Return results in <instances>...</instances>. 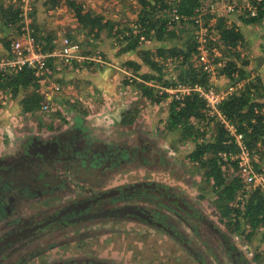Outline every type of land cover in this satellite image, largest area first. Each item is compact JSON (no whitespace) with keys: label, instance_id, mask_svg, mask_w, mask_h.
<instances>
[{"label":"rangeland","instance_id":"obj_1","mask_svg":"<svg viewBox=\"0 0 264 264\" xmlns=\"http://www.w3.org/2000/svg\"><path fill=\"white\" fill-rule=\"evenodd\" d=\"M66 1L59 0L55 3L50 0H31L33 36L42 48L45 46L42 43L43 39L49 40V47H51L53 40L67 37L79 45L82 55L91 64L81 62L64 66L53 63V75L49 82L41 84L34 79L39 85V93L53 100L57 109L54 113H42L39 109L35 114L21 111L20 100L32 89L21 92L15 97H10L0 90V153L18 145L30 136L40 137L48 131L59 130L73 121L84 123L93 136L97 135L106 141L124 146L126 149L152 148L153 153L150 155L142 151L146 154L145 159H135L127 165H121L119 181L122 183L127 180L123 182L127 184L133 181L148 180L174 189L184 198L195 203L206 218L210 219L223 234L228 235V238L237 244L238 251L243 253L251 264H259L261 253L264 251L263 230L260 229L251 237H247L248 228L241 233L231 231L224 224L214 208L215 195L202 181L203 170L189 161L188 156L194 149V142L189 138L183 139L181 131L167 132L165 129L168 105L174 100L173 91L178 87L176 85L181 84L178 78L185 68L179 65L181 58L174 59L169 56L170 51L173 49L185 51L193 43L201 44L197 50L207 52L204 55L206 64L211 66L212 71L217 63L221 62L220 55L222 57L226 52L221 44L222 41H218L217 30L214 29L219 19H224L229 27L235 26L243 36L242 43L237 47L240 54V60L237 62L238 67L245 71V79L251 82L257 79L264 86V20L260 24L244 23V20L249 19L245 8L251 0H222L225 3H220L214 13L206 14L205 12V17L204 15L198 17L196 23H191L189 17L178 13V0H148L152 4L155 1L159 2L154 16L155 14L157 17L166 16L167 20H171L167 13L169 9H162V11L159 9L161 4L170 5L171 9H175L180 16V21L169 25L167 31L170 36L164 41H156L151 33V37H144L145 41L139 40L133 52L126 51V53H121L123 46L132 45L136 41V35L144 36L140 34L144 33L143 26L139 31L135 29L136 21L143 9L141 0H72L81 6L84 12L90 11L102 17V23L108 22V26L102 27L98 33L81 28ZM216 1L220 0H199V7L205 6L202 9L206 11L207 5L209 3L215 5ZM10 2L12 12H18L16 6L19 0H10ZM249 6L250 4L247 8ZM228 7L234 8L233 12L227 14L223 11H227ZM13 23L17 26L15 21ZM138 27H140L139 24ZM0 29V39L4 37L9 43L16 36L14 28H9L11 30L9 33L5 30V35H2L4 29L1 24ZM124 37L127 40L122 43L121 39ZM206 39L216 41L214 45L211 44L209 50L203 45ZM158 49H165L164 51L168 52L160 56ZM7 53L8 50L0 45V58ZM96 56H101L104 64L95 62L93 59L97 58ZM148 56L152 61H160L163 65L158 69L157 67L152 68L144 62ZM197 56L195 54L191 60L192 66L199 68V57L197 59ZM222 58L224 65L227 57ZM232 59L234 60L233 57ZM136 67L137 70H135ZM219 68L221 67L217 66L215 73H211L210 79L208 78V88L215 93L227 92L228 86L232 83L220 74L222 70ZM145 75L150 76L152 86L145 84L150 82L142 78ZM239 81L242 80L236 82ZM102 82L106 83L105 91L109 92V96L120 94L117 100L109 105V108L106 107V103L110 99L103 96L104 89L99 90L100 87L97 85ZM166 82L170 84H163ZM52 84H58L61 90L54 92L51 88ZM174 84L176 85L170 86ZM141 85L152 89L154 98H160L161 101L156 103L144 97ZM252 93L255 94L254 91ZM260 93L256 91L255 96L258 97ZM262 94L261 101L264 99V92ZM165 95L167 96L164 97ZM131 109L137 111L134 123L129 127L120 126L121 115ZM191 123L196 124L197 121L191 120ZM199 130L203 132V129ZM206 130V137H209L206 140L211 139V134L214 132L213 127L210 126ZM200 140L199 138L198 141ZM252 159L255 172L264 179V153L260 160L259 155L253 156ZM233 163L227 164L228 172L225 173L227 179L237 175V166L235 169ZM124 166H129V168ZM250 187L248 191L252 189V186ZM201 194H205L204 199L199 198ZM244 196L245 194H238L234 204L242 201ZM106 225L104 230L116 231L112 232V236L117 235V232L125 236V240L119 237L118 239L108 238L110 242L117 241L112 242V249L119 251V255H123V258L127 257V253H123L125 248L126 252L131 251L130 255L136 256L134 264H196L190 259L188 253L176 247V243L166 241V236L155 232L154 229L148 230L149 228L133 223L121 225L107 223ZM84 243L87 244L88 249L97 245L93 238H87ZM256 256H259V261L254 260Z\"/></svg>","mask_w":264,"mask_h":264},{"label":"flooded vegetation","instance_id":"obj_2","mask_svg":"<svg viewBox=\"0 0 264 264\" xmlns=\"http://www.w3.org/2000/svg\"><path fill=\"white\" fill-rule=\"evenodd\" d=\"M142 151L153 153L93 136L73 121L0 153V264L136 263L126 248V258L112 249L117 241L108 238L125 236H112L116 231L104 230L107 223L154 229L196 264H251L174 189L148 180L119 181V167L145 159ZM87 238L97 245L88 249Z\"/></svg>","mask_w":264,"mask_h":264},{"label":"trees","instance_id":"obj_3","mask_svg":"<svg viewBox=\"0 0 264 264\" xmlns=\"http://www.w3.org/2000/svg\"><path fill=\"white\" fill-rule=\"evenodd\" d=\"M51 2H58L59 0H50ZM255 2V0H251ZM67 6L73 11L74 17L83 29H88L91 32H100L102 27L108 26V22L102 23V17L95 15L90 11L84 12L82 7L74 3L72 0H67ZM143 9L141 10L138 20L136 21V30H140L141 26L145 28L144 37L149 38L153 36L158 42H162L170 36L167 31L170 24L166 19V16L157 17L153 15L157 11V4L150 3L148 0H141ZM199 7V0H178L177 8L178 13L182 16L192 17L194 12ZM159 9H171L170 5H159ZM158 9V10H159ZM160 11V10H159ZM168 11V10H167ZM257 17L244 20L246 24H260L264 19V0H260L257 5ZM11 18L8 19V24L11 28L16 30L15 34H18L19 26H16L13 22L19 21L17 12H12ZM205 17V15L203 16ZM194 23V22H191ZM138 24L140 27H138ZM215 30L219 35L218 41H222V46L226 52L222 57H227V61L223 65V58L220 55L222 62L221 73L233 84V81L245 79L244 69L238 67L237 60H240L239 51L237 47L242 43L243 36L240 31L235 27H229L224 19L216 21ZM34 33V30H33ZM153 33L151 36L150 34ZM136 41L132 45H126L121 48V53L133 52L136 49L137 43H139V35H136ZM127 38H122L123 43ZM208 50L211 44L214 45L215 40L209 39L206 41ZM213 42V43H212ZM42 43L45 45L43 50L47 51L52 48L49 40L43 39ZM119 43V45H122ZM130 44V43H129ZM47 46V47H46ZM198 44L193 43L187 50L173 49L170 51L169 56L174 59H180V67L185 66L180 74L179 82L181 85H201L204 88L208 87L209 79L206 73H204L199 66L193 67L191 57L195 54L198 55ZM121 47V46H120ZM119 47V48H120ZM10 49V43H9ZM8 53L3 56L4 58L9 56ZM165 49H158V55L163 56ZM232 56L234 60L232 59ZM144 62L150 65L152 68H160L163 64L160 62H154L148 56ZM91 64V63H90ZM247 65V63H244ZM138 68L136 67L135 70ZM142 78L145 80H151L150 76L145 75ZM161 79V78H159ZM155 80V79H153ZM169 85L170 83H163ZM170 85V86H175ZM167 86V87H170ZM25 96L20 100L21 111L23 113L35 114L39 109L41 103L44 100L42 94L39 93V85L35 82L34 77L29 69H22L19 71H7L0 73V90L7 95L19 96L21 92H26ZM142 95L149 100L159 103L160 98H154L153 90L141 85ZM254 93H260V97H256ZM264 86L255 79L254 81L247 80L241 91L233 93L227 96L218 105V110L221 115L224 116L230 124L234 125L236 132L242 134L244 137V144L251 152V156L259 155V160L264 153V116L259 113L261 108L264 107V102L260 99L263 98ZM257 95V94H256ZM165 95L164 97H166ZM260 109V110H259ZM136 109H131L124 112L121 115L120 126L129 127L134 123ZM191 120L197 121L196 124H192ZM202 126V127H201ZM213 127L214 132L211 134V139H207V128ZM165 129L167 132L181 131L183 139H191L194 142V149L189 154L188 158L192 164H195L203 170L202 181L208 185L211 192L215 195L214 208L219 214V218L224 221V224L235 232H243L245 228H248V236H252L255 232L262 229V237L264 238V192L260 187H254L242 201L234 204L238 194L244 195L247 191L243 188L241 180L238 176L234 178H225V173L228 172L229 163H223L220 161L218 154L222 152H234L235 145L231 137L227 132L215 120L214 117H208L206 114L205 101L198 95L191 93L184 97L183 100H172L168 105V115L165 123ZM199 129H203V132ZM201 139L198 141V139ZM253 160V159H252ZM235 163V162H234ZM232 164L236 169V165ZM227 168V169H226ZM200 199L205 198V194H201ZM260 256V255H259ZM259 256L254 258L255 261H259ZM264 264V251L260 256V263Z\"/></svg>","mask_w":264,"mask_h":264},{"label":"built area","instance_id":"obj_4","mask_svg":"<svg viewBox=\"0 0 264 264\" xmlns=\"http://www.w3.org/2000/svg\"><path fill=\"white\" fill-rule=\"evenodd\" d=\"M260 0H255V2L250 1L246 5V14L249 18L257 17V5ZM220 3L223 4L222 0L216 1L215 5L209 3L208 9L204 11L199 7L194 13V16L190 17V21L198 22V17L206 14L214 13L217 7L220 6ZM17 17V26H19L18 34L13 37L10 41L9 56L0 58V73L7 71H19L24 68L29 69L38 83L49 82L53 75V63H59L64 66H71L74 63H86L90 64L86 60L84 55L80 51V47L77 43L69 40L67 37H60V40H53L52 48L50 50H43L39 43L35 40L33 36L32 29V18H31V0H19V4L16 6ZM234 8L228 7V10H223L225 13L229 14L233 12ZM167 13L170 15V21L168 24H173L180 21V16L175 9H169ZM172 17V18H171ZM264 20V19H263ZM187 21V20H186ZM139 40L145 41L144 36H140ZM207 39L204 42V46L207 47ZM201 45V44H200ZM198 44V47L200 46ZM200 51V53H199ZM198 51L199 64L204 73L207 74L210 79L211 73H215L216 67H221V62L219 61L216 67L211 71V66L206 64L205 56L207 52L203 50ZM97 57V56H96ZM98 64H104L102 57H97L93 59ZM160 62V61H157ZM209 64V63H208ZM150 81V80H149ZM147 86H152V81L145 83ZM178 86L174 91V99L181 101L185 96L190 95L191 93L197 94L205 101L206 114L208 117H214L216 121L223 127L227 132L228 136L232 138L235 145L234 152H222L218 154V157L223 163H233L235 162L237 166V175L243 188L247 191L244 198L247 194L254 188L260 187L264 192V179L261 176H258L254 170L252 164V156L249 149L244 144V137L242 134L236 132L234 125L230 124L229 121L221 115L218 110V105L223 101L227 96L241 91L244 87L242 81L235 82L230 84L229 90L227 92L215 93L211 88H204L201 85H176ZM52 90L54 92H59L61 90L58 84H52ZM260 110V109H259ZM39 111L42 113H54L57 111L54 106L53 100L48 96L44 95V101L39 107ZM264 116V107L259 111ZM252 186V189L248 191Z\"/></svg>","mask_w":264,"mask_h":264},{"label":"crops","instance_id":"obj_5","mask_svg":"<svg viewBox=\"0 0 264 264\" xmlns=\"http://www.w3.org/2000/svg\"><path fill=\"white\" fill-rule=\"evenodd\" d=\"M12 10H13V8L11 7L10 0H0V24H1L2 28L4 29V33L2 35H5L6 33H9L11 31V30H9V28H11V27H10V24H8L9 23L8 19L11 18L10 15H12ZM5 30L7 31L6 33H5ZM0 34H1V29H0ZM2 38L3 39H0V45L3 46V48H6L8 50L9 49V42H7L6 38L5 39H4V37H2ZM247 80L248 79H244L242 81L246 84ZM107 81H109V80H107ZM97 85L100 87L99 90L102 91L104 89L102 91L103 96L106 99H108V98L110 99V101L108 103H106V107L109 108V105L113 104L114 101L117 100L118 95H120V94H118L117 96H113V97L111 95L109 96V92L106 93V91H105L106 83L102 82V83H98ZM262 101L264 102V99ZM113 108H114V106H113Z\"/></svg>","mask_w":264,"mask_h":264}]
</instances>
